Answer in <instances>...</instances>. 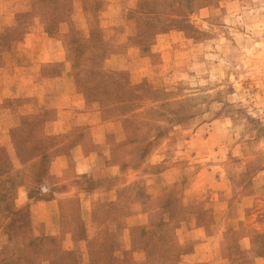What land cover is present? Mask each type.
Wrapping results in <instances>:
<instances>
[{"label":"rangeland","instance_id":"374dc122","mask_svg":"<svg viewBox=\"0 0 264 264\" xmlns=\"http://www.w3.org/2000/svg\"><path fill=\"white\" fill-rule=\"evenodd\" d=\"M18 1L0 264H264V0ZM31 30L65 61L22 73Z\"/></svg>","mask_w":264,"mask_h":264},{"label":"crops","instance_id":"0c3cea01","mask_svg":"<svg viewBox=\"0 0 264 264\" xmlns=\"http://www.w3.org/2000/svg\"><path fill=\"white\" fill-rule=\"evenodd\" d=\"M16 1V2H15ZM25 1L19 2L18 0H12L9 1V3H5L4 0L0 1V32L4 31V29L12 24L13 15L16 11H20L23 8H19V5H22V3ZM43 40L51 41V38L45 35V32L43 30H31L27 32L23 36V40L21 43H23V47L20 48V57L25 60L26 67H20L22 73L25 71H39L42 66L45 65H52L56 62L63 61L65 59L66 50L60 44L56 47L51 44L49 46L43 45ZM58 44V43H57ZM42 55H46L47 58H41ZM65 61V60H64ZM66 63V62H65ZM7 63H3L0 67L2 73H0V104L4 103L5 101H8L10 99H13L15 97H19L20 94L22 95V92L24 90H27L29 87H32L34 94H43V91L37 93L38 88H43V85L46 83V80L41 79L39 80H32V81H25L23 79L24 75L22 76V79L18 80L17 78L11 79L9 75L4 73L5 68L7 67ZM26 70L24 71V69ZM68 69V67H67ZM50 81L52 83L56 81L58 78H61L60 75H53L50 74L48 76ZM49 82V81H48ZM49 84V83H48ZM45 92H47L45 90ZM44 92V93H45ZM83 101V99H82ZM0 106V110H1ZM0 112H4V109ZM4 114H1L3 116ZM55 122H57V117L55 119Z\"/></svg>","mask_w":264,"mask_h":264}]
</instances>
